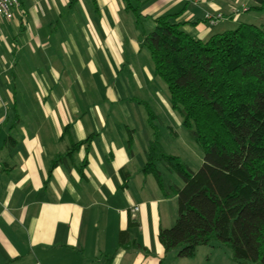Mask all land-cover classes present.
Returning a JSON list of instances; mask_svg holds the SVG:
<instances>
[{
  "label": "crops",
  "instance_id": "1",
  "mask_svg": "<svg viewBox=\"0 0 264 264\" xmlns=\"http://www.w3.org/2000/svg\"><path fill=\"white\" fill-rule=\"evenodd\" d=\"M19 1L0 28V264H208L200 251L214 246L178 257L159 240L176 218L175 198L170 205L144 166L158 110L171 106L142 35L181 11L176 20L204 40L230 26L235 8L226 0ZM207 13L222 17L210 23Z\"/></svg>",
  "mask_w": 264,
  "mask_h": 264
},
{
  "label": "trees",
  "instance_id": "2",
  "mask_svg": "<svg viewBox=\"0 0 264 264\" xmlns=\"http://www.w3.org/2000/svg\"><path fill=\"white\" fill-rule=\"evenodd\" d=\"M255 1L252 7L264 9V0ZM180 13L157 17L142 45L168 86L172 107L202 146L203 163L191 169L162 149L157 136L148 148L144 170L178 201L176 222L160 229L159 240L165 254L178 257L217 242L236 262L264 264V25L242 22L203 40L176 20ZM162 166L183 184L165 189ZM128 241L129 231L122 230L120 245Z\"/></svg>",
  "mask_w": 264,
  "mask_h": 264
},
{
  "label": "rangeland",
  "instance_id": "3",
  "mask_svg": "<svg viewBox=\"0 0 264 264\" xmlns=\"http://www.w3.org/2000/svg\"><path fill=\"white\" fill-rule=\"evenodd\" d=\"M228 3H231L230 6L235 8L233 14L235 16L229 19L228 23L230 26L226 28V30L235 29L240 23H253L257 25H264V9H256L252 6L256 4L255 0H226ZM211 14V13H210ZM236 14L239 16L235 19ZM207 20H209L206 17ZM221 19V18H220ZM223 20V19H222ZM3 24V23H2ZM225 31V30H224ZM163 85L165 84V92L167 95V99H169V104L171 106L168 109V113L163 110H158L161 116H158L156 119L157 124V141L158 144L164 149L167 153L177 155L183 162H185L191 169L198 170L203 163V148L202 146L194 140L187 128L183 125L182 118L180 113L172 108L170 102V92L167 84L163 81ZM161 118V120H160ZM162 168H164L162 166ZM166 174V186L170 183H175L178 185L183 184V180L180 175L176 172H172L166 170L164 168ZM168 189V188H167ZM171 195L174 200V207H176V218L173 224L176 222L178 217L177 211V196L171 193L169 198V204L171 205ZM173 206V203H172ZM206 246V245H204ZM207 246H214L215 249H207V251H200V255L204 256L209 253L211 256V261L208 264H242L234 261L231 258V251L228 246L219 244L217 242H213ZM208 252V253H207ZM206 263V262H204ZM250 264H258L251 262Z\"/></svg>",
  "mask_w": 264,
  "mask_h": 264
},
{
  "label": "built area",
  "instance_id": "4",
  "mask_svg": "<svg viewBox=\"0 0 264 264\" xmlns=\"http://www.w3.org/2000/svg\"><path fill=\"white\" fill-rule=\"evenodd\" d=\"M19 0H0V28L3 22L11 21L15 18V9L19 7ZM206 17L209 19L210 23H216L221 17V14L212 15L210 13L206 14ZM139 205H135L132 207V212H136L139 210Z\"/></svg>",
  "mask_w": 264,
  "mask_h": 264
}]
</instances>
